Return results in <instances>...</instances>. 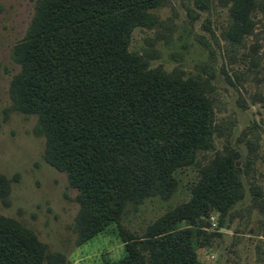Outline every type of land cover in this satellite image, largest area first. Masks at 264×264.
<instances>
[{
	"label": "trees",
	"instance_id": "obj_1",
	"mask_svg": "<svg viewBox=\"0 0 264 264\" xmlns=\"http://www.w3.org/2000/svg\"><path fill=\"white\" fill-rule=\"evenodd\" d=\"M231 40L253 29L255 0H229ZM160 0H39L25 37L12 49V107L36 114L44 158L77 190L79 242L118 227L125 254L99 264H201V216L218 226L243 196L232 153L201 169L191 197L141 235L120 220L151 197L169 199L177 171L213 146L212 102L195 77L149 67L129 50L136 27L154 23ZM7 183L0 178V197ZM45 246L16 220L0 216V264H44Z\"/></svg>",
	"mask_w": 264,
	"mask_h": 264
},
{
	"label": "rangeland",
	"instance_id": "obj_2",
	"mask_svg": "<svg viewBox=\"0 0 264 264\" xmlns=\"http://www.w3.org/2000/svg\"><path fill=\"white\" fill-rule=\"evenodd\" d=\"M253 29L230 38L229 0H160L154 23L131 32L129 50L149 67L195 77L212 102L213 146L177 171L172 196L129 206L120 220L125 231L141 235L167 210L187 202L201 169L219 153H232L241 171L243 196L218 226V213L201 216L197 248L201 264H264V0H255ZM39 0H0V216L16 220L51 255L44 264H99L124 256L113 225L79 242L77 190L65 172L44 158L45 137L36 132V114L12 107L9 87L20 66L12 49L27 34Z\"/></svg>",
	"mask_w": 264,
	"mask_h": 264
}]
</instances>
